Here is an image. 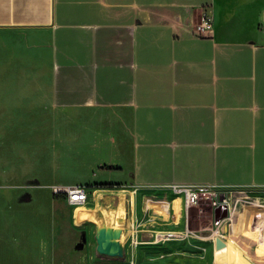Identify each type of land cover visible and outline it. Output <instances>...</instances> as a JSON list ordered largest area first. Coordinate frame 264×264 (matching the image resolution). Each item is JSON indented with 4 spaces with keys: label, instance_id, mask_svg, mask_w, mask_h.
<instances>
[{
    "label": "crops",
    "instance_id": "crops-1",
    "mask_svg": "<svg viewBox=\"0 0 264 264\" xmlns=\"http://www.w3.org/2000/svg\"><path fill=\"white\" fill-rule=\"evenodd\" d=\"M205 12L212 30L197 35ZM31 114L63 120L77 148L65 162L87 169L59 182L87 187L79 215L94 227L124 216L139 244L188 224L171 185L264 194V0H0L1 162L31 160L18 135L30 136ZM229 215L222 241L239 249L222 244L223 258L264 264V205Z\"/></svg>",
    "mask_w": 264,
    "mask_h": 264
},
{
    "label": "rangeland",
    "instance_id": "rangeland-1",
    "mask_svg": "<svg viewBox=\"0 0 264 264\" xmlns=\"http://www.w3.org/2000/svg\"><path fill=\"white\" fill-rule=\"evenodd\" d=\"M42 69L40 72H44ZM40 96L42 100L37 105L48 106L47 92L42 91ZM24 102L27 105L26 99ZM43 116L30 115V136L18 133L20 142L30 150L31 160L20 161L7 155L0 161L4 173L20 170L27 176L25 180L46 182L41 188H23L19 187L24 184L19 179L0 176V264H239V258L229 260L226 255L225 260L227 253L222 252V243L230 245V250H238L237 243L232 247L222 241L221 226L220 233L213 230L216 213L221 209L216 206L227 194L225 188L189 209L188 228L202 237L137 245L125 236L124 216L120 221L94 227L91 214L79 215L87 204L70 206L63 199L53 198L51 186L83 177L87 169L78 170L73 168V162H65V149L71 147L65 146L64 121L57 119L50 125L48 118L42 121ZM243 191L241 194L264 205L260 191Z\"/></svg>",
    "mask_w": 264,
    "mask_h": 264
},
{
    "label": "built area",
    "instance_id": "built-area-1",
    "mask_svg": "<svg viewBox=\"0 0 264 264\" xmlns=\"http://www.w3.org/2000/svg\"><path fill=\"white\" fill-rule=\"evenodd\" d=\"M213 27L212 16L205 12L202 14L199 23L195 26V33L197 35L208 34ZM225 188L227 189V194L223 196L217 204V208H223L228 212L232 219L237 210L242 205L259 204L258 201L252 200L248 195L241 194L244 191L229 188L226 186H220L216 184H174L170 186L171 191L176 195H181L183 197L184 209L188 213L189 209L198 205L201 200L210 199L214 192L217 190ZM52 196H57L59 199H63L70 206H81L88 201V191L85 185L74 184V185H53L51 186ZM222 219L214 222L213 230L214 233H220ZM213 234V233H212ZM211 236V234L209 235ZM202 237V236H200ZM195 231L188 228V224L183 230H163L158 231L153 236L154 243H165L167 241L173 240H184L186 238H200ZM134 245L138 242L133 239ZM130 264H133L130 262Z\"/></svg>",
    "mask_w": 264,
    "mask_h": 264
},
{
    "label": "water",
    "instance_id": "water-1",
    "mask_svg": "<svg viewBox=\"0 0 264 264\" xmlns=\"http://www.w3.org/2000/svg\"><path fill=\"white\" fill-rule=\"evenodd\" d=\"M226 214V211L225 209L221 208L219 209V212L216 213V219H215V222L218 221L219 219H221L223 216H225ZM221 242V241H220ZM222 243V242H221ZM224 245V243H222Z\"/></svg>",
    "mask_w": 264,
    "mask_h": 264
},
{
    "label": "trees",
    "instance_id": "trees-1",
    "mask_svg": "<svg viewBox=\"0 0 264 264\" xmlns=\"http://www.w3.org/2000/svg\"><path fill=\"white\" fill-rule=\"evenodd\" d=\"M101 185H102V186H105V187H106V186H111V185H109V184H101ZM53 198H57V196L54 195Z\"/></svg>",
    "mask_w": 264,
    "mask_h": 264
},
{
    "label": "flooded vegetation",
    "instance_id": "flooded-vegetation-1",
    "mask_svg": "<svg viewBox=\"0 0 264 264\" xmlns=\"http://www.w3.org/2000/svg\"><path fill=\"white\" fill-rule=\"evenodd\" d=\"M59 199V198H58Z\"/></svg>",
    "mask_w": 264,
    "mask_h": 264
}]
</instances>
